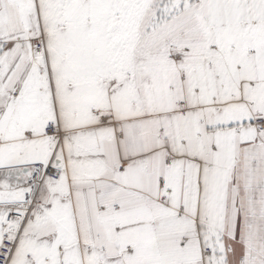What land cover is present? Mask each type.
<instances>
[{
    "label": "snow or ice",
    "instance_id": "6c2138e0",
    "mask_svg": "<svg viewBox=\"0 0 264 264\" xmlns=\"http://www.w3.org/2000/svg\"><path fill=\"white\" fill-rule=\"evenodd\" d=\"M0 264H264V0H0Z\"/></svg>",
    "mask_w": 264,
    "mask_h": 264
}]
</instances>
